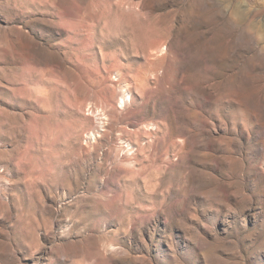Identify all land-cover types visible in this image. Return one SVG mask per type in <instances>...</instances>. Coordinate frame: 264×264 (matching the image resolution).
Wrapping results in <instances>:
<instances>
[{
	"label": "rangeland",
	"instance_id": "obj_1",
	"mask_svg": "<svg viewBox=\"0 0 264 264\" xmlns=\"http://www.w3.org/2000/svg\"><path fill=\"white\" fill-rule=\"evenodd\" d=\"M0 264H264V0H0Z\"/></svg>",
	"mask_w": 264,
	"mask_h": 264
}]
</instances>
